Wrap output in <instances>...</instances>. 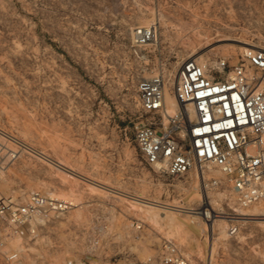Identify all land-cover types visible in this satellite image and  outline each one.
Wrapping results in <instances>:
<instances>
[{"label":"rangeland","instance_id":"1","mask_svg":"<svg viewBox=\"0 0 264 264\" xmlns=\"http://www.w3.org/2000/svg\"><path fill=\"white\" fill-rule=\"evenodd\" d=\"M150 27L155 40L137 47L136 30ZM249 48L264 50V0H0V130L71 170L36 155L5 161L0 197L23 203L37 192L75 205L9 243L20 255L0 264H164L168 243L190 264H264V204L234 212L195 171L154 170L135 139L140 81L165 78L172 115L184 61L234 65ZM203 193L208 208L242 216L237 235L223 219L210 230L178 211L202 207Z\"/></svg>","mask_w":264,"mask_h":264},{"label":"built area","instance_id":"2","mask_svg":"<svg viewBox=\"0 0 264 264\" xmlns=\"http://www.w3.org/2000/svg\"><path fill=\"white\" fill-rule=\"evenodd\" d=\"M155 38V28H142L136 30L134 42L140 48ZM138 91L144 118L135 127V139L150 167L173 178L195 171L200 186L220 191L224 200L232 202L234 212L264 204V50L246 49L234 65L226 59L184 61L173 83L182 107L172 115L166 109L163 76L140 81ZM34 151L0 130V166L34 156ZM211 169L224 175V183L209 178ZM74 207L72 201L37 192L23 203L0 197V257L17 261L20 250L10 249L9 243L34 234L36 224H45ZM200 208L203 215L198 216L206 222L223 219L229 235L238 234L239 215L217 212L204 201ZM162 262L190 264L173 243L165 245ZM64 264L89 263L69 259Z\"/></svg>","mask_w":264,"mask_h":264},{"label":"bare ground","instance_id":"3","mask_svg":"<svg viewBox=\"0 0 264 264\" xmlns=\"http://www.w3.org/2000/svg\"><path fill=\"white\" fill-rule=\"evenodd\" d=\"M173 95H174V93H173ZM167 103V100H166V94H165V104ZM171 105H172V107H173V110H172V112L173 111H175L177 108H178V106H180V107H182V105H181V103H179L177 100H176V98H175V95H174V98H173V100H171ZM166 109H167V104H166ZM185 117L186 118H188L189 117V113L188 112H186V115H185ZM35 152V155H37L39 158H41V159H43V160H45L46 162H48V163H50V164H52V165H54V166H56L58 169H60L61 171H67V173H69V171H71V170H69L68 168H67V166H65L63 163H61V162H59V161H57V160H54V159H52V158H50V157H47L44 153H42V152H38L37 150L36 151H34ZM71 173H74L73 171L71 172ZM74 174H76V173H74ZM73 174V175H74ZM80 176V175H79ZM81 178V177H80ZM86 180H88V179H86ZM90 182V181H89ZM93 184V183H92ZM109 191V190H108ZM112 193H114V192H112ZM125 195V194H124ZM132 199H133V201H138L137 203H139V202H141V203H143V204H145V205H148V206H152V207H155V208H162V209H166V210H177V208L175 207V206H167V205H164V204H160L159 202L158 203H155V202H151V201H149V200H144V199H137V198H135V197H131ZM130 199V198H129ZM203 201H204V205H208L209 203L207 202V198H206V196H205V193H203ZM140 203V204H141ZM162 203V202H161ZM181 209V208H180ZM200 210H202L201 208H190V209H188V210H179L178 209V211H180V212H187V213H190V214H192V215H203V211H200ZM216 218V217H222V216H213V218ZM241 217L242 216H238L237 218L238 219H241ZM218 220V219H217ZM216 220V221H217ZM242 220V219H241ZM214 224H215V222H214V220H212V221H210V222H208L207 223V225H209L211 228H210V230H212V228L214 227Z\"/></svg>","mask_w":264,"mask_h":264}]
</instances>
